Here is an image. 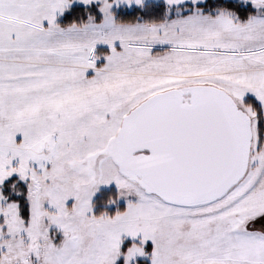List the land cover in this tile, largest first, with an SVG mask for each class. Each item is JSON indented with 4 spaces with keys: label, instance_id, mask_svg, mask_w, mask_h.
I'll return each mask as SVG.
<instances>
[{
    "label": "snow or ice",
    "instance_id": "1",
    "mask_svg": "<svg viewBox=\"0 0 264 264\" xmlns=\"http://www.w3.org/2000/svg\"><path fill=\"white\" fill-rule=\"evenodd\" d=\"M0 264H264V0H0Z\"/></svg>",
    "mask_w": 264,
    "mask_h": 264
}]
</instances>
